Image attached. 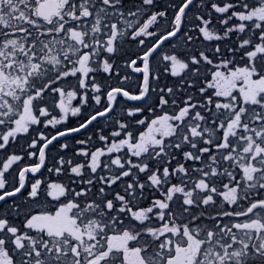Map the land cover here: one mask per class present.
Masks as SVG:
<instances>
[{"label": "snow or ice", "instance_id": "obj_1", "mask_svg": "<svg viewBox=\"0 0 264 264\" xmlns=\"http://www.w3.org/2000/svg\"><path fill=\"white\" fill-rule=\"evenodd\" d=\"M0 264H264V0H0Z\"/></svg>", "mask_w": 264, "mask_h": 264}]
</instances>
